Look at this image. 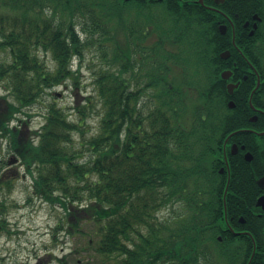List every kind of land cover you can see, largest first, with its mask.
Returning <instances> with one entry per match:
<instances>
[{"label":"trees","instance_id":"1","mask_svg":"<svg viewBox=\"0 0 264 264\" xmlns=\"http://www.w3.org/2000/svg\"><path fill=\"white\" fill-rule=\"evenodd\" d=\"M229 2H239L242 22L262 14L264 5L225 0L215 12L207 7L214 0H0V51L10 55L0 62V82L9 93L0 94V137L9 140L11 154L30 175L32 193L69 216L80 215L72 229L93 233L94 250L116 264H248L251 258L250 264H264V210L255 205V179L264 174V135L257 133L264 131V31L252 38L258 45L250 52L262 81L255 89L253 75L238 87L253 81L255 91L245 98L250 116L240 103L222 104L211 74L214 55L230 49L232 61L238 50ZM221 23L228 25L226 34ZM155 33L193 48L199 41L207 45L206 109L193 107L189 117L158 116L153 50L147 47ZM90 46L102 60L95 77L101 111L94 131L83 128L91 99L78 108L79 120L52 102L40 129L26 134V122L12 126L17 118L22 122L20 115L30 116L25 110L48 89L77 78L73 59L84 58ZM138 53L143 60L137 61ZM250 100L263 109L257 120H251ZM230 143L246 145L253 160L232 154ZM8 163L0 157L4 222ZM167 207L171 216H159Z\"/></svg>","mask_w":264,"mask_h":264},{"label":"rangeland","instance_id":"2","mask_svg":"<svg viewBox=\"0 0 264 264\" xmlns=\"http://www.w3.org/2000/svg\"><path fill=\"white\" fill-rule=\"evenodd\" d=\"M96 52L99 53L97 48L90 46L84 58L75 57L73 69L79 70L77 78L48 89L39 101L25 110L30 116L20 115L22 122L17 118L12 126L26 122V134L40 129L45 123L46 106L52 102L64 106L70 119L79 120L82 115L77 111L78 108L91 99L94 103L86 110L87 119L83 128L88 134L94 131L99 123L101 111L99 104L96 103L99 98L95 77L102 60ZM45 58L50 64L53 63L49 55ZM9 59V52L1 50L0 62ZM6 93L9 95L0 82V94ZM9 99L14 100V96L10 95ZM204 102V100L199 102L196 112L201 111L197 108ZM191 115L188 114V117ZM11 156L13 157L9 149V140L0 137V157L8 160ZM12 163L6 165L3 170L11 185L5 186L2 197L5 202V215H2L5 222L0 216V224L4 225L0 230V264H61L63 261L68 264H116L113 257L106 258L94 250L98 237L93 233L82 235L79 226L72 229V224L80 215L69 216L62 206L33 194L30 175L19 162ZM171 214L170 207L159 212L161 217H169ZM89 239H92L91 244H88Z\"/></svg>","mask_w":264,"mask_h":264},{"label":"flooded vegetation","instance_id":"3","mask_svg":"<svg viewBox=\"0 0 264 264\" xmlns=\"http://www.w3.org/2000/svg\"><path fill=\"white\" fill-rule=\"evenodd\" d=\"M221 2L224 3L225 0H214V4H208L209 7H213L209 9L215 12H220L217 9L220 10L218 5L222 4ZM230 5L234 7L235 13L234 17H232L229 22L232 26V34H235L236 42L238 36L239 48L234 54L235 60L232 61L230 58L232 57L233 52L230 49H224L214 55L215 61L211 64V74L212 77H216V81H218L215 84L214 89L219 88V91L223 94L221 99V102H223L222 104H224L226 100L228 107L235 108L237 103H240L245 110L244 113L251 116L250 112L245 107V98L247 93L252 91L250 89H252L251 86L253 81L243 85L241 88L238 87L243 79L246 80L250 76L253 78V75H255L254 80L256 81V84L258 82V77L260 78V82L262 81V75L257 64L251 60L250 52L256 50L258 45L252 38L255 37L256 33L263 34L264 31V5L262 14L256 12L252 14L251 18L245 20V22H242V8L239 6V2H229L227 6L230 7ZM256 14L261 17L259 20L254 19V15ZM151 42V45L148 44L147 47H150L153 50V91L154 104L157 109L158 116L173 112H178L181 116H188V114H191L192 108L194 107L196 109L199 102L206 98V92H204V89H206V87L208 88L209 85L207 45L199 41L195 48H193L181 38H173L170 40L163 38L161 34L157 33L152 36ZM232 42L234 44V40ZM131 46L134 48L133 44H131ZM142 47H144L143 42ZM225 50L230 51L227 58L222 57V52ZM142 56V54H138L137 61L140 59L143 60ZM143 66L146 67L148 65L143 64ZM223 74L225 77L222 76ZM227 93L231 96L233 95L234 97L228 98L226 95ZM206 108L207 101L203 104L201 103L200 108L197 109L204 110ZM253 110L255 113L252 114V117L255 116L257 120L258 114L262 113L263 109L261 107H256L255 109L253 108ZM254 129L255 128L251 127L244 128V130L248 131H252ZM233 144L234 143L229 144L230 152H232ZM248 151L249 150H246V145L245 147H243V145L239 147L238 145L236 152L232 153L240 156L242 155L245 158V154ZM220 172L223 173L224 170L222 171L220 169ZM259 177L255 179L256 182ZM256 193L257 198L255 205L257 206L258 198L264 195V187L262 188L259 186ZM257 208L261 209L259 206H257Z\"/></svg>","mask_w":264,"mask_h":264},{"label":"water","instance_id":"4","mask_svg":"<svg viewBox=\"0 0 264 264\" xmlns=\"http://www.w3.org/2000/svg\"><path fill=\"white\" fill-rule=\"evenodd\" d=\"M198 1H199L200 3H202V4H204V0H198ZM254 18L259 19V16H258V15H255ZM220 30H221L222 33H226L227 26H226V25H222V26H220ZM229 54H230L229 51H225V52L222 53V57H223V58H227V57L229 56ZM224 74H225V73H224ZM224 74H223V75H224ZM258 86H259V82H258ZM258 86H257V87H258ZM252 119L255 120L256 118H252ZM259 134L262 135V134H264V132H260ZM229 137H230V136H229ZM229 137H228V138H229ZM228 138H227L226 140H228ZM243 147H244V146H243ZM236 150H237V146H236V145H233V147H232V152L235 153ZM245 158H246L248 161H251V160L253 159V155H252V153H251V152H247V153L245 154ZM221 170H223V169H221ZM258 183H259L262 187H264V176L260 178V180L258 181ZM227 188H228V186L226 187V190H227ZM257 205L261 206V207L264 209V195L261 196V197L258 199ZM255 249H256V248H254V252H253V254H252V257H253L254 254H255ZM251 260H252V258L250 259V261H249L248 264H250Z\"/></svg>","mask_w":264,"mask_h":264},{"label":"bare ground","instance_id":"5","mask_svg":"<svg viewBox=\"0 0 264 264\" xmlns=\"http://www.w3.org/2000/svg\"><path fill=\"white\" fill-rule=\"evenodd\" d=\"M254 93V91L252 92V94ZM250 106H252V107H255L254 105H253V103H252V101L250 100ZM226 162V161H225ZM227 163V162H226Z\"/></svg>","mask_w":264,"mask_h":264}]
</instances>
